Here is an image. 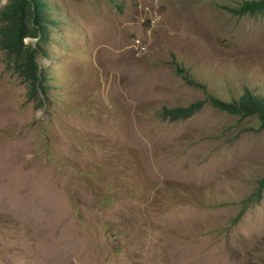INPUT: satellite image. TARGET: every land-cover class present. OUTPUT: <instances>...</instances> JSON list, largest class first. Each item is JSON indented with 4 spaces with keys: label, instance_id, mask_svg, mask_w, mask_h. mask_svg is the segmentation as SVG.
<instances>
[{
    "label": "rangeland",
    "instance_id": "obj_1",
    "mask_svg": "<svg viewBox=\"0 0 264 264\" xmlns=\"http://www.w3.org/2000/svg\"><path fill=\"white\" fill-rule=\"evenodd\" d=\"M46 1L43 102L0 51V264H264V127L209 101L264 94V11Z\"/></svg>",
    "mask_w": 264,
    "mask_h": 264
},
{
    "label": "trees",
    "instance_id": "obj_2",
    "mask_svg": "<svg viewBox=\"0 0 264 264\" xmlns=\"http://www.w3.org/2000/svg\"><path fill=\"white\" fill-rule=\"evenodd\" d=\"M46 0H7L0 9V51L5 66L24 84L27 99L44 101L49 89L48 76L40 67L38 56L45 54L47 43L52 38L51 28L56 20L54 8ZM237 14L264 11V0H240L238 5H225ZM28 38V39H27ZM32 39V40H30ZM175 69L191 84L206 88L205 83L196 80L182 64L173 62ZM209 101L221 110L238 113L241 116L256 114L259 126L264 127V94L245 87L242 94L231 100L209 93ZM202 105L197 99L186 105L161 106L160 113L171 120L190 117ZM264 187V175L252 192V198L259 200Z\"/></svg>",
    "mask_w": 264,
    "mask_h": 264
}]
</instances>
